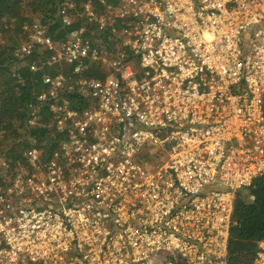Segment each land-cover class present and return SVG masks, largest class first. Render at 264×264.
<instances>
[{
    "label": "built area",
    "instance_id": "built-area-1",
    "mask_svg": "<svg viewBox=\"0 0 264 264\" xmlns=\"http://www.w3.org/2000/svg\"><path fill=\"white\" fill-rule=\"evenodd\" d=\"M57 14L81 24L60 41L25 24L14 55L71 68L37 96L64 138L0 161V264H229L236 196L264 176V0H62Z\"/></svg>",
    "mask_w": 264,
    "mask_h": 264
},
{
    "label": "trees",
    "instance_id": "trees-1",
    "mask_svg": "<svg viewBox=\"0 0 264 264\" xmlns=\"http://www.w3.org/2000/svg\"><path fill=\"white\" fill-rule=\"evenodd\" d=\"M61 1L0 0V158L11 168L24 161L23 152L31 146L32 140L42 144L64 138L55 127L49 105L39 102L37 96L44 90V75L62 73L69 76L71 68L47 64L48 52L36 48L23 57L16 58L14 55L15 47L27 37L23 29L25 24L36 20L54 41L62 40L68 32L80 26L81 21H76L70 28L62 26L57 14ZM24 11H29L36 19L25 16ZM14 35L19 37L20 42H13ZM100 36L107 49H111V44L107 42L108 33H101ZM32 62L37 64L36 70H30ZM87 73L88 76L99 75L97 65L90 66ZM66 98L72 108L80 109L86 104L76 93H69ZM32 106L38 110L34 125L27 121ZM53 146H47V153ZM232 220L228 263L251 264L258 242L264 239V176L255 179L250 187L237 194Z\"/></svg>",
    "mask_w": 264,
    "mask_h": 264
},
{
    "label": "rangeland",
    "instance_id": "rangeland-1",
    "mask_svg": "<svg viewBox=\"0 0 264 264\" xmlns=\"http://www.w3.org/2000/svg\"><path fill=\"white\" fill-rule=\"evenodd\" d=\"M24 13H25V16H30L29 18H34V19H36L35 17V15H33L32 13H30L29 11H24ZM33 19V20H34ZM36 21V20H35ZM13 42H20V39H19V37H17L16 35H14L13 36ZM0 40H1V34H0ZM112 46L111 47H113V44H111ZM148 149L149 150H151V151H159V149L158 148H156V147H154V146H152V145H149L148 146ZM158 158L160 159V160H162V159H164L165 158V155L163 154V153H161V152H159V155H158ZM2 160H4V159H2V158H0V161H2ZM153 162H157V159H154L153 160Z\"/></svg>",
    "mask_w": 264,
    "mask_h": 264
}]
</instances>
